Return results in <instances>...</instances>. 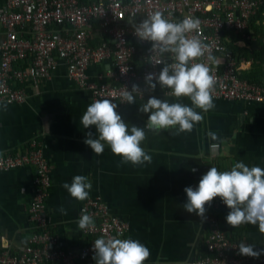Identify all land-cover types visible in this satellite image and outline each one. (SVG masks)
I'll list each match as a JSON object with an SVG mask.
<instances>
[{
	"label": "crops",
	"instance_id": "obj_1",
	"mask_svg": "<svg viewBox=\"0 0 264 264\" xmlns=\"http://www.w3.org/2000/svg\"><path fill=\"white\" fill-rule=\"evenodd\" d=\"M255 24L257 30L264 28V9ZM259 33L263 41L254 33L249 40L235 34L227 38L228 44L241 54V73L253 72L252 75L263 78L264 60L255 58L261 50L264 52V31ZM104 68L103 64H95L87 72L96 79ZM154 83L156 88L145 98L134 96L135 103L116 110L129 126L145 127L150 113L140 111V105L152 96L192 106L188 97L177 100L166 94L168 88ZM28 92L27 103H7V111L0 104V152L21 148L32 138L41 141L51 167L47 208L53 218V231L69 249L76 250L87 242L77 223L84 200H76L62 187L64 182L70 184L75 175L86 176L92 184L89 195H101L111 211L128 222V238L148 247L150 256L144 264H183L203 252L209 229L208 203L203 218L184 208L187 202L184 189L197 187L206 173L209 143L223 145L216 160L219 171L230 170L241 161L249 167L264 168V102L213 97L214 109L208 112L196 109L204 119L190 133L173 135V129L156 132L145 128L146 139L141 147L152 156V162L133 166L120 164L122 157L113 154L107 144L104 153L96 155L84 143L87 133L97 135L95 126L85 128L80 122L90 97L68 78L65 64L59 65L50 80L40 81L37 88L28 87ZM209 130L217 133L219 139L211 140L207 136ZM34 174L32 166L0 171V248L9 244L19 250L27 244L31 233L27 212ZM61 207L67 214L59 211ZM227 225L225 231L239 242L252 245L254 251L264 249V234L258 225L245 223L236 228Z\"/></svg>",
	"mask_w": 264,
	"mask_h": 264
},
{
	"label": "built area",
	"instance_id": "obj_2",
	"mask_svg": "<svg viewBox=\"0 0 264 264\" xmlns=\"http://www.w3.org/2000/svg\"><path fill=\"white\" fill-rule=\"evenodd\" d=\"M263 5L264 0H0V102L27 103L28 87L50 80L60 64L66 65L68 78L89 93L90 103L105 96L117 104L116 110L122 109L128 102L122 101L121 93L125 88L132 91L133 84L139 89L133 95L145 98L151 92L145 77L158 76L163 66L155 61L171 62L170 53L152 50V42L141 40L134 31V24L156 9L175 21L189 15L200 20V30L193 34L212 46L217 60L209 62L217 78L214 98L264 102V84L241 76V55L227 38L235 34L252 39L249 25ZM95 64L105 68L93 79L87 70ZM208 147L206 172L216 167L223 150L220 142ZM23 166L35 170L27 212L31 233L19 250L4 244L0 264H96L95 239L128 238V222L96 194L89 195L78 212L80 217L87 209L94 220L93 226L82 229L87 242L76 250L63 246L47 208L51 167L36 138L21 148L0 152V171ZM208 204L204 250L183 264H264V253L241 255L240 242L221 228L220 215L227 206L222 199L215 197Z\"/></svg>",
	"mask_w": 264,
	"mask_h": 264
},
{
	"label": "clouds",
	"instance_id": "obj_3",
	"mask_svg": "<svg viewBox=\"0 0 264 264\" xmlns=\"http://www.w3.org/2000/svg\"><path fill=\"white\" fill-rule=\"evenodd\" d=\"M170 15L166 17L161 10L156 9L140 23L134 24L135 34L141 40L151 41L152 50L161 55L171 54V62L155 61L157 64H163L162 70L158 76L149 73L145 81L154 90L155 79L162 88L171 89L169 95L177 100L182 96L188 97L192 106L180 102L170 103L155 96L149 97L146 103L140 105V111L150 113L146 125L138 127L125 123L116 111L117 104L112 100L105 96L93 100L87 106L80 122L85 128L95 126L97 135L94 137L91 132L87 133L84 143L90 146L96 155L103 154L107 144L113 154L122 157L120 164H150L152 156L141 147V142L146 139L145 128L156 132L173 129V135L190 133L194 125L204 119L196 109L208 112L215 108L213 92L217 78L212 74L209 62L214 64L217 60L212 54V46L193 34L199 32L201 22L190 15L175 21L169 18ZM135 92H139L135 84L132 91L125 88L121 93L122 101L135 103ZM0 104L7 111V103ZM207 136L213 141L219 139L218 134L211 130L207 132ZM62 187L67 189L73 198L83 201L89 197L92 184L86 176L75 175L70 184L64 182ZM184 191L187 195L184 208L188 212H196L203 218L205 204L215 197H220L230 209L226 216L229 225L233 228L245 223L258 225L260 233L264 234V168L249 167L242 161L234 163L231 169L226 171H219L212 166L202 175L197 187L188 186ZM59 211L67 214L63 207ZM77 223L80 229H85L93 226L94 220L87 214V209H82ZM94 250L96 264H144L150 256L148 247L132 238H97L94 241ZM261 252H264V249L254 251L250 244L243 241L239 244L241 255L259 257Z\"/></svg>",
	"mask_w": 264,
	"mask_h": 264
},
{
	"label": "trees",
	"instance_id": "obj_4",
	"mask_svg": "<svg viewBox=\"0 0 264 264\" xmlns=\"http://www.w3.org/2000/svg\"><path fill=\"white\" fill-rule=\"evenodd\" d=\"M263 9H264V5L261 7V9H260V11H259V13H258V16L254 17V18L251 20L250 25H249L250 30H252V32H253L254 34H257V35H258V40H259V41H261V40L263 41V39H261V37L259 36V34L256 33V31H258V30L255 29V28H259V27H258L257 24H255V22L257 21V19H259V18L262 16V11H263ZM230 46H231V45H230ZM231 47H232V49H234L236 52L238 51V50L236 49V47H234V46H231ZM239 54H240V53H239ZM242 54H243L244 56H246V53H245V52H242ZM240 55H241V54H240ZM255 58H258L259 60H264V52H263V50H261L259 53H257V55H255ZM252 74H253V72H250V73H247V74H243V73H242L241 76H242L243 78L248 79L249 81L264 84V76H263V78H259V77H256V76L252 75ZM229 211H230V209L228 208V206H226V207L223 208L222 213H221V215H220V226H221V228H222L223 230H225V225L228 226V225H227V221H226V216H227V214L229 213ZM227 234H228L229 237L238 240V239L236 238V236H233V234L228 233V232H227Z\"/></svg>",
	"mask_w": 264,
	"mask_h": 264
},
{
	"label": "rangeland",
	"instance_id": "obj_5",
	"mask_svg": "<svg viewBox=\"0 0 264 264\" xmlns=\"http://www.w3.org/2000/svg\"><path fill=\"white\" fill-rule=\"evenodd\" d=\"M261 31H264V28L263 29H259L258 31H256V33L261 34V33H259Z\"/></svg>",
	"mask_w": 264,
	"mask_h": 264
}]
</instances>
